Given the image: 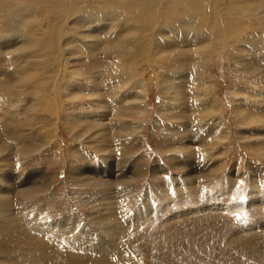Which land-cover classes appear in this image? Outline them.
<instances>
[{
  "label": "rangeland",
  "instance_id": "1",
  "mask_svg": "<svg viewBox=\"0 0 264 264\" xmlns=\"http://www.w3.org/2000/svg\"><path fill=\"white\" fill-rule=\"evenodd\" d=\"M10 1H0V69H6L11 60L3 49L7 41L11 48L23 46V33L41 34V28L54 40L59 38L48 6L34 10L29 7L32 0ZM13 3L17 5L12 10ZM21 4L25 21L16 15ZM136 16L138 25L145 26L146 14ZM235 20L227 15L223 22L226 42L220 40L210 47L208 38L202 37L164 42L153 58L134 52L136 58L127 67L97 57L87 45L68 47L73 55L72 73L58 96L50 89L47 95H39L29 84L19 96H0V113L12 109L19 120L13 130L0 125V196L6 195L0 198V258L4 257L0 264H7L11 257L28 264L43 252L51 254L40 259L42 264H264V202L252 206L254 191L264 189V124L253 118L244 121L237 112L244 107L257 112L264 106V19L241 18L234 24ZM124 26L118 31L121 38L131 33L133 41L144 32ZM104 29L86 26L83 33L101 37ZM206 29L196 33L203 35ZM67 30L65 25L63 31ZM205 50L200 56L196 53ZM178 51L185 56H177ZM57 53L53 50L44 59L38 51L31 57L57 63ZM170 84L179 92L176 101L170 99ZM111 88H117L119 96ZM118 107L135 113L128 121L140 124L126 145L115 140L105 143L106 137L83 129L84 123L76 120L83 113L108 114ZM183 108L187 117L174 118ZM45 124L52 141L21 156L15 138L25 134L33 141L30 135L35 139V128ZM102 179L128 182L123 192L119 185L108 190L113 196L109 207L115 208L116 220L126 224L127 231L115 240L117 251L103 259L88 239L96 234L106 244L101 235L105 229L95 222L106 206L98 200L106 188L98 183ZM43 181L49 187L33 206L16 199L19 188ZM7 189L11 195L4 192ZM178 189L197 191L201 199L213 198V207L200 210L189 204L182 211L170 212L171 197ZM165 197L167 204H163L170 210L152 215L153 225L143 224L138 212L161 204ZM68 217L77 228L68 235L72 248L59 241V247H53L41 231L51 242L46 245L23 228L28 223L36 231L33 225L64 223ZM256 222L261 223L258 231L248 227Z\"/></svg>",
  "mask_w": 264,
  "mask_h": 264
},
{
  "label": "bare ground",
  "instance_id": "2",
  "mask_svg": "<svg viewBox=\"0 0 264 264\" xmlns=\"http://www.w3.org/2000/svg\"><path fill=\"white\" fill-rule=\"evenodd\" d=\"M0 1L11 2L10 0H0ZM16 5L17 3H13L12 10L16 8ZM45 6L49 7L47 11L49 15L54 19L53 22H56L55 25L57 26L56 27L54 26V29H58L57 32L59 34V38L57 40H54L52 34L49 31L44 32L45 28H41L42 30L41 34L29 33L28 36L23 33L24 29H21L20 32L23 33L24 39L26 40L25 45L11 48L10 43L8 41L3 45V49L8 50L11 59L9 60L8 62L9 64L6 69H0V96L3 97L4 99H7L12 95L19 96L20 95L19 93H24L27 89L28 86L27 84L32 86L31 89H36L39 92V95L40 94L47 95L48 92L47 89H50L53 92L52 93L53 96H58L59 95L58 89L63 88V83L65 82V80H67L68 73H72L70 65H71V59H73V55H71V52L68 49V47H86L87 45L90 51L98 55L97 57L103 59H110V61H115L117 64H119L120 67L123 66L127 67L129 66L128 64L133 63V61L136 58L134 52H138L139 55L140 53L142 55L145 54L146 56L153 58L154 56L157 55L159 46H161L164 42L170 43L178 39L193 40L195 37H200V38L202 37L205 40L208 38L207 47H210L211 43L215 44V42H218L220 40H224L226 42V39L224 38V34H223V30H224L223 22L227 17V15H229L230 17L234 16L236 18V20L233 22L234 24L240 22L241 18L247 21H248V17H258L259 19H264V0H213V3H211L210 0H32L29 7L31 9L38 10V9H42ZM22 8H24L23 4H21V6L16 9L17 10L16 15L19 19L25 21V15L20 14L19 11ZM138 13L146 14L145 26L138 25L137 16H136V14ZM11 14L12 13L6 15H11ZM160 14H164V15L161 16L160 18L159 17ZM65 25L68 27L69 30L63 31V27ZM122 25H125L129 28L130 27H137L140 29L143 28L144 32L142 36L137 37L133 41H132L131 33H128L125 36V38H121V35L118 34V31ZM86 26H93L96 29L99 26L104 27L105 29L103 30L102 33V36L104 37L101 36L104 40L97 35L94 36L85 35L83 32L86 29ZM206 27L209 29V31L208 29H206ZM204 28L206 29L205 30L206 32L204 31L205 32L204 34L206 35L204 34L198 35L196 33L199 29H204ZM159 29L162 30L163 32L161 31L159 33L160 31ZM87 42H91V43L86 44ZM53 50H58L57 57H59V60L57 61V63L54 62L48 63L46 61L40 62V61L32 60L31 56H33L35 52L42 51V57H44V59H47L48 53L52 52ZM183 53L185 52L178 51L177 56L178 55L185 56V54ZM196 53L198 56H200L201 54H205L206 50L205 52L198 51ZM167 57L170 59L172 58V55L171 57L169 56ZM194 62L198 65L202 63L200 61H194ZM248 65L250 64H247V66ZM112 66H116V64ZM114 70L115 73H117L118 69H114ZM195 77H202V75L196 74ZM168 88L170 89V94H171L170 99L176 101L177 96H179L178 94L179 92L176 91V89L171 84L168 85ZM115 89L112 91L115 94V97H117L119 96V92L118 89L117 90ZM116 100L119 99L116 98ZM44 103L46 102H43V104ZM254 104H256V102ZM262 104L263 103H261V105ZM244 108L242 110L237 111L244 121L253 118L254 120L252 121L263 122L264 124V106L257 112H253L251 110L250 111L245 110ZM2 110L0 113V125L6 127L8 130H13V128L16 127L17 123L19 122L18 118H16V111L9 108ZM179 111L181 113V114L179 113V117L173 116L174 118L183 119L184 117H187V115L183 113L186 112L187 110L183 108V109H179ZM48 113H50V111ZM54 113L56 114V111ZM134 114L135 113L133 112H126V110L123 109L122 107H118L116 111L110 112L108 114L83 113L76 120L82 121L80 122L81 124L84 123V125H82L83 129L85 130L94 129L96 130V132L100 133L103 137H106L107 141L105 143H110L113 140H115L117 141V143L119 142L118 144L123 143V145H126L129 143L127 140H130L133 136L132 135L133 129L135 130V128L140 125L139 121L138 123L135 120H134L135 122L128 121L129 120L128 117L129 116L131 117ZM86 124L90 126H87ZM46 127L47 126L45 124L35 128L34 130L35 139H33L32 136L30 135V138L33 141H30L28 136L25 134H23L21 138L19 137L15 138L14 142L18 143V146L21 145V147L18 149V152L21 156L22 155L25 156L37 152L38 150H40L41 146L49 143V141H52L51 140L52 138L50 137L51 134L49 133L50 129L48 130ZM205 147L207 148L206 145ZM47 182L43 181V183L39 185L34 184L29 187L19 188L15 195L16 199L23 201L24 204L33 206V203L39 201L40 197L46 193V190L49 187L48 186L49 184ZM98 183L106 187L103 191L100 192V196L98 199L100 201V205H106V206L101 211H99L100 213H98L97 215L98 218L95 222L97 224H100L101 227L105 229L106 233H103L101 235L103 238H105L106 244L101 243L98 240V236H96V234H94L93 236L91 235V237L89 235L88 239L93 242L92 243L93 246L98 247L96 254H100V258L103 259L104 257H107L109 253L112 252L115 253V250L117 251V246H116L117 244H115V240L121 239L122 236H125V232L127 231L124 226L126 224H123L121 223V221L116 220L115 214L117 213V211L115 210V208L109 207L113 196H109L111 192L108 190L116 187V185H119L123 192V190L128 189L125 187L128 182L127 180L125 181L123 179L116 181L112 179L111 180L102 179L99 180ZM7 190L8 191H4V192L9 194L11 189H7ZM9 195H11V193ZM5 197L6 195L0 196V198H5ZM190 197L192 198L189 199ZM212 199L199 198L197 191L182 192L180 189H178L171 197V202L174 204V206L172 205L168 208L170 209L173 208L171 210L169 209L170 212L171 211L175 212L177 208H178L177 211H182V209L185 208L186 205L190 204V206L196 205L195 207H197V209L199 208L200 210L203 209L210 210L213 207V201H211ZM253 199H254V202L252 203L253 207H258L257 204L259 203L262 204L264 202V189L261 191H254ZM161 201H162L161 204L151 207L150 206L143 207L138 212L139 213L138 216L143 217L145 220L143 221V224L145 223L151 225L154 222V221H150L153 220L151 219V216L157 214L158 211L159 213L162 212V214L164 215L167 213V211H169L166 210L168 208H166L165 204H163V203L167 204V197L163 198ZM232 205L234 204H230L229 206ZM236 205L237 204H235V206ZM192 211L194 210L192 209ZM162 214L160 213V216ZM157 216L158 218L160 217L159 215ZM26 224L23 226L24 231L28 234L33 235L39 240L46 241L47 242L45 243L46 245H50L51 242L45 240L43 238L44 236H41L40 234L41 231L43 235L45 236L48 235L47 237H50L53 247L58 248L59 246L57 242L59 241L60 244L64 242L65 247L72 248L70 247V243L73 240L69 238L68 235L70 236L71 232L77 228L75 222L73 223L70 222V217H68L64 223L62 222L55 223L54 221L53 223L45 222L41 224V226H39L40 224L33 225L35 228H37L36 231H32L33 227L31 225L29 226L28 223ZM254 224L256 225L254 226ZM254 224H250L248 227L253 230L260 228L259 224L261 223L256 222ZM60 226H63L65 228L64 231L66 233V236L64 235ZM241 230L243 231L244 229ZM253 234L254 233H251L252 237L256 235ZM257 235L259 237V234ZM243 236H249V235L245 234ZM109 242L111 246H108ZM76 246L77 245H75V247ZM50 254L51 252H43L41 253V255L34 256V259L30 258L31 259L30 260L28 258L30 260V263L28 264H37V262L41 263V261L45 260L46 256ZM122 257L124 256H121V258ZM11 258H12L11 260L5 262L7 264H23L22 262L19 261L17 262L16 260H13V257ZM0 259L3 260L4 257L2 256V258Z\"/></svg>",
  "mask_w": 264,
  "mask_h": 264
}]
</instances>
